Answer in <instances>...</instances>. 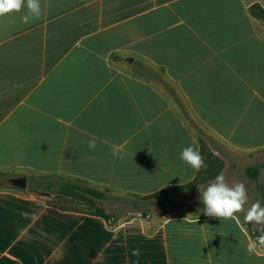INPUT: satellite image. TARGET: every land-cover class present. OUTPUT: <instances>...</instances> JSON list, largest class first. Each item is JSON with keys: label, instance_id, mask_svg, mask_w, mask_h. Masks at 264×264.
Masks as SVG:
<instances>
[{"label": "crops", "instance_id": "0c3cea01", "mask_svg": "<svg viewBox=\"0 0 264 264\" xmlns=\"http://www.w3.org/2000/svg\"><path fill=\"white\" fill-rule=\"evenodd\" d=\"M255 4L264 10V0H41L39 19L22 21L27 9L0 19V171L151 195L198 176L179 157L193 140L201 151L188 115L219 139L216 154L263 149ZM254 228L189 207L111 227L0 190V264H264V245L248 248Z\"/></svg>", "mask_w": 264, "mask_h": 264}, {"label": "rangeland", "instance_id": "374dc122", "mask_svg": "<svg viewBox=\"0 0 264 264\" xmlns=\"http://www.w3.org/2000/svg\"><path fill=\"white\" fill-rule=\"evenodd\" d=\"M188 120L197 128L198 135L207 148H209V152L213 155V158L210 159H208V156L206 157V167L203 168L202 177L198 178L195 187L174 194V196L150 201H140L127 195L113 194L109 191L106 192V198L97 201L98 205H101L107 212L116 213L119 217H122V219H127L139 214H144L145 216L169 215L186 207L198 208L204 212V205L202 203L199 186L206 187L213 182L217 175L220 174L225 176L226 181L229 184L239 182L246 186L249 196V205H247L246 208L257 200L264 205V148L254 152L241 153L228 149L227 146L222 144L223 151L216 154L213 150V143L219 141V139L213 134L205 131L194 119L191 118V116L189 117V115ZM201 131H203V133ZM252 167H257L259 169L258 180L252 179L248 173V170ZM31 175L32 174L26 173L3 172V176L7 179L20 176H27V178L30 179ZM36 176L39 177L40 175ZM57 176L66 179L68 178V176L64 175ZM94 187L97 186L94 185ZM259 187L263 188V195ZM74 196L72 197L73 203H71V205L92 210L89 206H86L84 202H81L82 200L80 198ZM41 197L47 198V196L43 195H41ZM67 204L69 205L70 203ZM245 214L246 212L238 213L243 220ZM250 224L255 226L253 230L258 237H261L262 234L264 235V231L261 230V227L264 226H257L253 223Z\"/></svg>", "mask_w": 264, "mask_h": 264}, {"label": "clouds", "instance_id": "9594fccd", "mask_svg": "<svg viewBox=\"0 0 264 264\" xmlns=\"http://www.w3.org/2000/svg\"><path fill=\"white\" fill-rule=\"evenodd\" d=\"M25 9L27 11L21 17L24 22H28L30 19H39L43 14L41 0H0V19L22 13ZM194 144L195 140L189 146L184 147L179 157L181 161L199 172L206 167L205 158L197 147L192 146ZM88 146L90 149H95V138L88 141ZM119 154L120 149L114 148L113 155L118 156ZM199 191L207 216L223 218V220L227 218L236 219V214L246 212L244 216L246 222L264 226V205L257 200L246 208L249 205V196L243 183L229 184L225 176L220 174L206 187L199 186ZM261 230L264 231V227H261ZM257 244L264 245V235L259 237L257 241L249 243V250H254ZM132 255L139 256V249H134Z\"/></svg>", "mask_w": 264, "mask_h": 264}, {"label": "trees", "instance_id": "16d2710c", "mask_svg": "<svg viewBox=\"0 0 264 264\" xmlns=\"http://www.w3.org/2000/svg\"><path fill=\"white\" fill-rule=\"evenodd\" d=\"M250 10L255 17L264 20V10L260 5L258 4L253 5L251 6ZM200 144H201L200 152L205 158V162L207 156L208 159L213 158L212 153L209 152V148H207V146L204 144L202 139H200ZM202 171L203 169L198 172L197 178L190 183L179 186H170L147 196L134 195L129 197H133L140 201H150V200L165 198L168 196H174V194L195 187L198 182V178L202 177ZM248 173L252 179L258 180L259 169L257 167L250 168L248 170ZM28 182H29L27 189L28 191H30L31 193L37 196H41V192H49L51 195L46 198L48 205L58 208L60 210L81 212L93 216H100L104 218L111 227L117 225L122 219V217H119L116 213L107 212L101 205H98L97 202L98 200H102L106 198V192L98 190L97 188L89 185L88 182L84 180H70V179L58 177L56 174H42L39 177L32 174L30 179H28ZM7 188L26 191V189H20L14 187L11 184V179L5 178L3 176V172L0 171V190ZM259 188L263 195V188L262 187ZM73 196L80 198L82 200L80 201L84 202V204L86 206H89V208L92 210L85 209L84 207H76L71 205V203H73L72 201ZM67 203L70 204L68 205ZM143 216L146 217L144 214ZM252 235L256 239L259 238L256 235L255 231L252 233Z\"/></svg>", "mask_w": 264, "mask_h": 264}, {"label": "water", "instance_id": "95a60500", "mask_svg": "<svg viewBox=\"0 0 264 264\" xmlns=\"http://www.w3.org/2000/svg\"><path fill=\"white\" fill-rule=\"evenodd\" d=\"M11 184L14 187L20 189H27L28 188V178L27 176H20L11 179ZM41 195L49 197L51 194L49 192H41Z\"/></svg>", "mask_w": 264, "mask_h": 264}]
</instances>
